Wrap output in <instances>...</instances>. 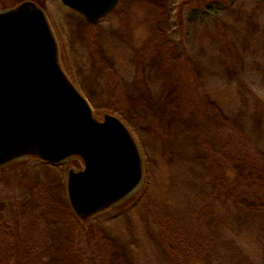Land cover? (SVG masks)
Listing matches in <instances>:
<instances>
[{"label": "rangeland", "instance_id": "1", "mask_svg": "<svg viewBox=\"0 0 264 264\" xmlns=\"http://www.w3.org/2000/svg\"><path fill=\"white\" fill-rule=\"evenodd\" d=\"M29 1L94 118L114 115L133 135L143 181L80 220L66 194L79 159L0 167V264H264V0H119L97 23ZM218 119L253 166L200 163L232 146Z\"/></svg>", "mask_w": 264, "mask_h": 264}, {"label": "water", "instance_id": "2", "mask_svg": "<svg viewBox=\"0 0 264 264\" xmlns=\"http://www.w3.org/2000/svg\"><path fill=\"white\" fill-rule=\"evenodd\" d=\"M89 23L119 0H60ZM52 166L77 158L66 175L69 206L89 219L128 198L143 181L138 145L118 117L102 121L59 63L44 11L32 1L0 10V167L24 158Z\"/></svg>", "mask_w": 264, "mask_h": 264}, {"label": "trees", "instance_id": "3", "mask_svg": "<svg viewBox=\"0 0 264 264\" xmlns=\"http://www.w3.org/2000/svg\"><path fill=\"white\" fill-rule=\"evenodd\" d=\"M219 120L220 119H218L216 122V124H218L217 127L218 131H220V129L224 131L225 129L227 133L231 135V139L228 142L229 144H232V146H229L227 150V148H225L224 145H220L219 150L213 151L212 154L202 155L201 158L199 159L200 163L205 165L211 162V165H215V164H219L220 161H223V163L234 162L236 163V165H243L246 167L253 166L254 161H251L250 152H247L245 150L247 146L244 144L243 138L236 137V134L232 136V133H237V132L235 131L232 132V130L229 127L224 126ZM262 165H264V162L262 163Z\"/></svg>", "mask_w": 264, "mask_h": 264}]
</instances>
